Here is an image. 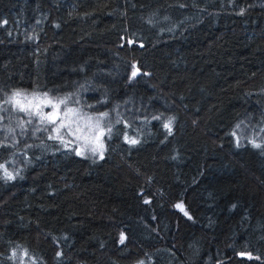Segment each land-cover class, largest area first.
I'll list each match as a JSON object with an SVG mask.
<instances>
[{
  "label": "trees",
  "instance_id": "1",
  "mask_svg": "<svg viewBox=\"0 0 264 264\" xmlns=\"http://www.w3.org/2000/svg\"><path fill=\"white\" fill-rule=\"evenodd\" d=\"M16 92L114 125L100 158L0 131V264H264V0H0Z\"/></svg>",
  "mask_w": 264,
  "mask_h": 264
},
{
  "label": "rangeland",
  "instance_id": "2",
  "mask_svg": "<svg viewBox=\"0 0 264 264\" xmlns=\"http://www.w3.org/2000/svg\"><path fill=\"white\" fill-rule=\"evenodd\" d=\"M16 93H21L20 96L16 97V99L19 100L21 104L27 103L25 97L31 99L33 96L43 97L46 94V93H31V92L30 93L16 92ZM47 96L49 99L53 100L54 102H58L61 99L66 101L65 104L59 105V115L62 116L65 109L74 110V112L69 113L68 117L64 119V123L66 124V127L60 129L59 136L53 131H51L52 133L50 136H53L52 139H55L58 145L64 148H72L77 152L79 151L82 155H89V156L92 155L100 158L103 155V151H104V138L106 135L112 132L111 129L114 125L112 119L105 114L95 115L81 111L75 105L74 102L75 99L73 98V96H71V94H67L60 97H55V96L53 97L48 94ZM9 103L11 107L8 105L0 107V131H3L5 133H9V132L11 133L14 130V128L20 125V123H18V120L15 119V117L18 116L16 114L17 111H20L19 107L14 102H10V100ZM41 107L44 113H49L53 111V109L50 106L49 107L41 106ZM31 111L34 113L36 112V109L32 108ZM21 112L27 115L31 119L36 118L40 126H45L42 128L47 129V127L50 126L53 129L54 127H56V125L50 124L47 121L41 122V118L39 115H29L26 112L20 111V113ZM59 122L60 121L58 120L57 123ZM69 129H71L73 135H68ZM77 129H79V131H77ZM40 132L43 133L46 131L42 130ZM97 137L99 138L97 139Z\"/></svg>",
  "mask_w": 264,
  "mask_h": 264
},
{
  "label": "snow or ice",
  "instance_id": "3",
  "mask_svg": "<svg viewBox=\"0 0 264 264\" xmlns=\"http://www.w3.org/2000/svg\"><path fill=\"white\" fill-rule=\"evenodd\" d=\"M129 43H132L131 41H129ZM134 67V71L132 73L133 77H135L137 75L138 70H135V66ZM21 93H14L13 97L10 98V102H14L18 107L20 111L26 112L29 115H39L41 118V122L47 121L50 124L56 125V127H54L52 129V131L54 133H56L58 136L60 134V129L61 128H65L66 124L64 123V119L66 117H68L69 113L74 112L73 109H65V111L63 112V115H59V105L61 104H65L66 101L61 99L58 102H54L53 100L49 99L47 94H45L43 97H39V96H33L31 99H28L27 97H25L26 100V104H21V102L19 100L16 99V97L20 96ZM51 107L53 109L52 112L49 113H44L42 111V107ZM35 108L36 112H32L31 109ZM60 121L59 123H57V121ZM28 123H31V120L27 121ZM170 123L171 121H169V123H166L164 125V127L166 129H168L169 134H171V128H170ZM21 128H23V122L21 123ZM98 127V125H97ZM77 131H79V129H77ZM103 134V133H101ZM68 135H73V132L71 131V129H69L68 131ZM233 135H235V133H233ZM50 139H52L53 137L50 136ZM99 137H97L98 139ZM62 139V138H61ZM63 142V141H62ZM130 143L135 144L136 141L132 140L130 141ZM253 143V147H260V145ZM238 146H239V142H238ZM94 151V149H93ZM81 153L78 151L77 155H80ZM4 165H0V169H3ZM4 176L6 179L11 180L13 179L12 175L9 174L6 170L4 171ZM147 203V201H145ZM178 208H182L181 205H177ZM185 215H187V213H185ZM190 218V217H189ZM124 236H121L120 242L123 244L124 243ZM13 256H15V252L13 253ZM141 264H143V262H141Z\"/></svg>",
  "mask_w": 264,
  "mask_h": 264
},
{
  "label": "water",
  "instance_id": "4",
  "mask_svg": "<svg viewBox=\"0 0 264 264\" xmlns=\"http://www.w3.org/2000/svg\"><path fill=\"white\" fill-rule=\"evenodd\" d=\"M133 66H135V70H138L137 75L135 77H133V75H132V80H135L138 76H140L142 74V72L137 68L136 63ZM133 66H132V68H133V71H134V67ZM178 205H181V204H178ZM176 210L179 211V212H181V213H183L184 208L183 207L182 208H178L176 206Z\"/></svg>",
  "mask_w": 264,
  "mask_h": 264
}]
</instances>
